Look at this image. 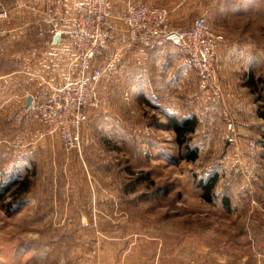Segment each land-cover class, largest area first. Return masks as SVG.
<instances>
[{"label": "rangeland", "instance_id": "rangeland-1", "mask_svg": "<svg viewBox=\"0 0 264 264\" xmlns=\"http://www.w3.org/2000/svg\"><path fill=\"white\" fill-rule=\"evenodd\" d=\"M243 1L225 0L230 18L208 17L191 0L193 10L171 12V24L186 28L205 14L226 42L244 26L239 31L252 45L226 46L235 51L222 62L223 77L218 70L221 89L232 76L242 83L252 73L264 95L263 2L242 8ZM121 28L96 60L104 73L79 148L67 151L45 135L33 109L0 108V183L29 181L17 209L4 203L14 186L0 199V264H264L263 106L251 100L257 93L240 104L233 94L223 102L177 44L159 39L125 48ZM235 47L250 50L251 61L236 60ZM236 69L238 77L230 74ZM6 98L0 94V102ZM192 115L198 124L188 144L196 158L188 160L167 123L168 116ZM213 175L207 202L199 184Z\"/></svg>", "mask_w": 264, "mask_h": 264}, {"label": "built area", "instance_id": "built-area-1", "mask_svg": "<svg viewBox=\"0 0 264 264\" xmlns=\"http://www.w3.org/2000/svg\"><path fill=\"white\" fill-rule=\"evenodd\" d=\"M7 17V11L0 7V21ZM47 22L52 23V19ZM115 22L122 25L131 43L142 47L159 39L174 42L199 80L220 90L217 47L224 37L213 31L205 14L194 18L189 27L174 29L171 10L166 6L145 0H126L122 8L115 9L110 0H80L66 29V36L75 51L76 75L53 86L49 98L32 107L44 134L56 136L67 151L80 147L86 110L96 103L98 84L104 73L96 60L117 34ZM250 145L254 147L255 141L252 140Z\"/></svg>", "mask_w": 264, "mask_h": 264}, {"label": "crops", "instance_id": "crops-1", "mask_svg": "<svg viewBox=\"0 0 264 264\" xmlns=\"http://www.w3.org/2000/svg\"><path fill=\"white\" fill-rule=\"evenodd\" d=\"M79 1L80 0H0V7L8 13V17L0 21V94L7 95V98L3 102H0V108L9 107L25 109L26 98L28 95H31L32 102L30 108L32 109L34 103L49 98L53 86L62 84L75 77L77 71L75 51L66 36V29L74 14L75 6ZM110 1L115 9H119L124 6L126 0ZM145 1L166 6L175 14H182L193 10L191 8L193 7L191 0ZM246 2L251 3L249 0H244L242 8L247 5ZM262 2V10H264V0H259V4ZM228 3H226L225 0H198L197 7L199 12H204L210 17L212 13L223 15L222 12H224L228 14L226 9ZM235 4L238 6L237 0H231V5L233 6ZM235 7L234 9H236ZM231 14H233L232 7L228 14L230 18L232 17ZM49 18L52 19V23L47 22ZM262 18L264 22V17ZM223 19H226V16H224ZM115 24L118 28L121 27L119 22H115ZM210 27L212 28V26ZM243 27L244 26H242V28ZM242 28H234L236 34L231 36L232 38H230V41H233L234 45L241 47L246 45L249 47V45H252V42L242 37V31H239L242 30ZM121 31L123 32L121 33V42L124 44L122 47L126 46L128 48L131 45L141 47L136 43H131L127 39L122 28ZM213 31L216 32L214 29ZM56 32L60 33V37L58 41L54 43L53 36ZM262 39H264V33ZM230 41L227 38L226 42L225 38L217 47L220 61L217 71L219 70V75L221 77L224 76V74L221 73L223 71V60H226L229 54L235 51L233 49H229V51L232 50V52L225 50ZM225 42L226 44L224 45ZM236 50L240 52L236 55V60L241 62L251 61L253 56L250 50L240 47L236 48ZM228 61L232 60H227V62ZM227 66L230 67L229 64H227ZM238 71L237 69L230 70V74H235V76L238 77ZM231 78V83L229 85H227V81L222 89L220 85L222 94L221 100L224 102L229 99V94H233L232 98H230L233 104L236 101V104H240L242 102L241 96L245 94L252 95V93L249 91L248 87L243 85V81L241 83L240 80L235 81L233 76ZM236 90L237 92H235ZM238 93H240V96ZM251 100L254 102L255 98H251ZM29 109H26V114H28Z\"/></svg>", "mask_w": 264, "mask_h": 264}, {"label": "trees", "instance_id": "trees-1", "mask_svg": "<svg viewBox=\"0 0 264 264\" xmlns=\"http://www.w3.org/2000/svg\"><path fill=\"white\" fill-rule=\"evenodd\" d=\"M263 81V80H260ZM246 87L249 88V91L252 94L257 93V98H255V101L260 102L263 106V109L260 108V106L257 109V116L264 119V98L263 94L261 93L258 85H257V79L254 78L252 73H249L246 76V79L243 83ZM168 123L167 125L173 130L175 135V143L179 148H184L188 152L185 154V158L188 160H193L196 158V153L192 152L188 141L190 139V135L195 131L196 126L198 124L197 118L192 116L177 118L175 116H168ZM189 147V148H188ZM10 180L9 182H1L0 183V199H4L3 194H5L8 190L11 189L9 194L12 196V200L5 201V206L8 209H17L24 201V195L26 191L28 190L29 181L28 179L22 178L21 180ZM216 183V175H213L205 180H202L199 184L202 193L201 197L207 202H211L214 198L213 189ZM223 203L228 207L229 202L227 197H223Z\"/></svg>", "mask_w": 264, "mask_h": 264}, {"label": "water", "instance_id": "water-1", "mask_svg": "<svg viewBox=\"0 0 264 264\" xmlns=\"http://www.w3.org/2000/svg\"><path fill=\"white\" fill-rule=\"evenodd\" d=\"M59 37H60V33L56 32L55 35L53 36V42L56 43ZM31 102H32V96L28 95L24 106L25 109H29L31 107Z\"/></svg>", "mask_w": 264, "mask_h": 264}]
</instances>
